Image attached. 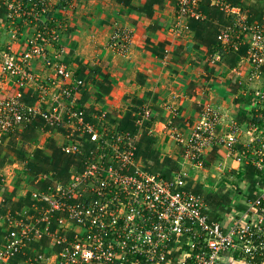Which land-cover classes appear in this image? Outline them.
Returning a JSON list of instances; mask_svg holds the SVG:
<instances>
[{
    "label": "crops",
    "instance_id": "0c3cea01",
    "mask_svg": "<svg viewBox=\"0 0 264 264\" xmlns=\"http://www.w3.org/2000/svg\"><path fill=\"white\" fill-rule=\"evenodd\" d=\"M72 1L70 20L60 28L65 52L55 60L69 70L72 82H84L74 96V109L83 112L84 127L105 132L110 139L124 135L135 149L136 167L166 181L183 179L185 189L203 200L210 221L244 212L248 203L264 192V172L243 166L223 145L209 148L200 159L190 141L206 111L219 116L217 134L230 133L235 125L246 128L250 121L254 113L247 91L250 87L246 90L241 85L251 69L245 60L247 48H224L217 37L226 29L238 28L241 18L246 24L260 23L264 0H198L195 11L201 18L180 22V0ZM225 7L231 11L226 12ZM17 21L7 22L0 5V49L9 47L19 55L28 33ZM11 29H19L17 38L11 37ZM114 36L121 38L123 45L114 42ZM47 52L50 66L40 57L29 67L33 78L43 84L56 81L54 51L49 47ZM238 66L240 77L231 72ZM36 81L0 76V101L18 98L42 112L45 105L38 103ZM259 81L264 88V67ZM144 109H149L150 117L143 116ZM60 120V126L50 127L37 117L29 125L0 135V248L12 228L10 219L29 207L36 191L45 190L42 182L47 173L39 172L32 182L26 160H19L15 152L24 151L27 160L37 149L49 156L52 149L57 152L61 148L65 130L83 138L86 148L92 147L68 115L61 114ZM27 127L33 139L22 144L19 134ZM240 138L246 142L245 135ZM242 149L240 143L233 150ZM191 155L202 161V167L193 164L196 160L188 157ZM72 159L76 163L72 170L82 173L86 158L77 154ZM114 166L115 161H109L108 169ZM20 202L24 204L17 207ZM29 250L28 244L12 264L30 258Z\"/></svg>",
    "mask_w": 264,
    "mask_h": 264
},
{
    "label": "built area",
    "instance_id": "2783aa9c",
    "mask_svg": "<svg viewBox=\"0 0 264 264\" xmlns=\"http://www.w3.org/2000/svg\"><path fill=\"white\" fill-rule=\"evenodd\" d=\"M197 3L198 0H180L178 21L201 18L195 11ZM0 5L6 11L7 22L20 21V29L28 33L25 49L19 55L9 47L0 49V76L16 75L22 82L36 81L29 73L30 63L44 57L46 65L50 66L51 61L45 58L49 47L54 51V60L65 52L60 31L65 22L62 15L68 16L74 7L73 1L0 0ZM225 11L230 12L231 8L225 7ZM240 20L243 21L238 28L226 29L217 39L222 47L235 51L246 46L245 60L252 69L250 76L262 77L259 67L264 65V17L260 23L253 24H246L243 18ZM32 29L35 32L31 33ZM10 34L13 39L17 38L19 29H11ZM113 40L123 45L121 38L114 36ZM54 66L56 81L34 83L39 89L38 103L45 105L42 112L18 98L0 101V135L29 125L37 117L50 127H58L62 121L60 115H68L92 144L91 148H86L83 138L73 131L70 137L63 136L66 143L61 149L65 154H81L86 158V169L73 179L75 185H80L81 193L76 197L72 195L71 200H78L89 190L95 198L85 206L64 201L61 194H56L54 185L46 194L36 191L32 201L39 199L42 204L37 208L38 217L10 219L14 230L8 232L0 248V264H9L28 241L39 240L47 232V228L42 232L39 224L50 225L54 215L58 226L67 216L78 226L68 232L72 235L70 239L58 238L62 251L57 264H219L218 260L225 254L264 264V192L249 202L245 213L231 216L226 223L223 219L210 221L203 200L185 189L183 179L174 177L166 181L143 171L135 166V149L124 135L115 134L110 139L105 132L84 127L83 112L74 109V96L84 87V82H72L69 70L56 60ZM255 98V106L251 99L254 113L246 128L235 125L227 134H217L215 130L220 123L217 113H204L190 141L199 158L203 159L209 148L223 145L243 166L250 165L264 172V88L256 92ZM143 116L150 117L149 109L143 110ZM241 135L246 136V142H240ZM240 143L243 149L234 151ZM188 157L196 160L192 155ZM197 160L193 164L202 167V161ZM109 161H115L113 168L108 169ZM71 208L77 212L74 217L69 214ZM16 234L24 236L20 241L12 240ZM31 258L21 264L41 263L40 255Z\"/></svg>",
    "mask_w": 264,
    "mask_h": 264
},
{
    "label": "rangeland",
    "instance_id": "374dc122",
    "mask_svg": "<svg viewBox=\"0 0 264 264\" xmlns=\"http://www.w3.org/2000/svg\"><path fill=\"white\" fill-rule=\"evenodd\" d=\"M62 16H63V18L65 20V24H66L67 21L69 22L70 17H68L67 15H62ZM240 68L241 67L238 66V68L236 70L233 69V71H231V72L234 75H236L237 77H240L239 76V74L241 72ZM250 70H252V69H250ZM259 78L260 77H255V79L252 78L250 76V71H249L247 73L246 77H245L244 82H241L242 87H244L245 89L247 88V86L250 87V89L248 88V90L247 89L246 90L249 92V97H250V99H252V105H254V106H255L254 102L256 101V98H255L256 92L257 91H263V87H262L261 81L258 82ZM258 84L259 85L261 84L260 88L257 87ZM217 128L215 130H217ZM16 162H17V164H21L18 161H16ZM45 176H47L46 177L47 179L52 178V172H48L47 174H45L44 178H45ZM75 177L76 176L73 175L71 177L70 181L68 183H66L65 185H63L59 181L54 180L53 185H54L55 192L58 195L61 194L62 198L64 197V201L71 200L72 195L74 197H76V196H78L81 193L80 185L79 184L75 185L76 181L73 180ZM72 182H73V184H72L73 186L71 187V183ZM72 188L74 190H71ZM51 198L53 199L54 202L56 201L55 197H51ZM142 200H144V196H143V198H141V201ZM35 201L36 202H35V204H34V206L32 208H31V206L26 207L24 209V211L23 210L20 211L16 215V217L12 218V219L20 220L22 218V216L27 217L28 219H31L32 217H36L37 218L38 217L37 208L39 207V199H36ZM55 205L58 208H60L58 203H56ZM248 205H249V203H248ZM60 210H61V208H60ZM243 213H245V211L244 212H240L238 214L241 215ZM69 214H70L71 217H74V216H76L77 212L75 211L74 208H71L69 210ZM238 214H236V215H238ZM228 218H230V217H227L226 219H224L225 220L224 223H226ZM62 220H63V222H60L59 226L57 225L56 229L53 230V231L51 230L49 225H44L41 228L42 232H44L45 228H47V232L42 237H40L39 240L37 238H34L36 241H32V243L29 244V249H30L29 251H30L31 257H32V258L30 257L31 259L35 258L37 255H40L41 258H42L40 264H57L58 263V256L61 257V255H59V254L62 251L61 245L57 244V242L59 241L58 238L66 237L69 231H74L78 227L77 225L74 226L75 224L71 221L69 216H67V218H62ZM71 227H73V230H72ZM78 229L81 231V228H78ZM17 233L20 234L21 230H19ZM76 233H78V232H76ZM18 234H16L15 238H13L12 240L20 241L19 239L21 237H23L24 234L21 235V236L18 235ZM43 237H46L47 242H44V243L42 242L43 241ZM27 249H28V244L26 246V250ZM39 251H41V252L37 253ZM35 253H37V254L34 256ZM218 262H219V264H263L262 262H258V261H255V263H251V262H249L247 260H244L242 258L230 257L228 254L223 255V257L220 260H218ZM9 264H12V263L9 262ZM18 264H21V262H19Z\"/></svg>",
    "mask_w": 264,
    "mask_h": 264
},
{
    "label": "trees",
    "instance_id": "16d2710c",
    "mask_svg": "<svg viewBox=\"0 0 264 264\" xmlns=\"http://www.w3.org/2000/svg\"><path fill=\"white\" fill-rule=\"evenodd\" d=\"M263 67H264V65H262L261 67H259V71H260V74L262 76H263ZM66 123H68V120H67ZM59 126H60V124H59ZM29 130H31V129H29V127H27L26 130L23 133H21V134L17 133L21 137V140H22L21 143L22 144H25L28 141V139L31 138L29 136V134H28L29 133L28 132ZM70 132L71 131H69V130L62 131V133H63L62 135L66 136V137H70V134H69ZM31 139H33V138H31ZM65 143L66 142H64V144ZM58 151L55 152L52 149V154L49 155V156H46L41 149H37L34 152L32 159H30V160H27L25 158L24 151L19 150V151H16L15 152L17 154L16 156L18 157L19 160H23V161L26 160V167H27V170H29L30 176L32 177L31 178L32 182H34V181L37 180L36 177L38 176V173L39 172H41V171L42 172H46V173L52 172V178H50V179L45 178L46 179V180L44 179L45 182H42L44 188H43V186L41 188H43L45 190L40 191L39 192L40 194H46V193H48L49 192L48 189H49L50 186L53 185L54 180L59 181L63 185H65L66 183H68L70 181V179H71V177L73 175L78 176L81 173V172H77V170L76 171H73V170H75V164L76 163L74 162V159H72V158L74 156H77V155H74V154H65L62 151L61 148H59ZM247 166H250V165H247ZM41 169H45V170H41ZM93 198H95V195L89 190L88 192H86L84 194L83 197L79 198L78 200H76V201L75 200H69L68 202L69 203H74V202L77 203V202H79V203H81V204H83V205L86 206L87 205V202L89 200H92ZM23 204H24L23 202L22 203L20 202L19 204H17V207H19V206L21 207ZM34 204H35V201H32V203L29 206H31V208H32L34 206ZM41 205L42 204L39 203V207H41ZM15 217H13V218H15ZM55 217H56V215H54L52 217L53 219H51L50 225H49L52 231L55 230L56 227H57V223L55 221ZM44 224L45 223H40L39 224L40 228H42L44 226ZM11 230H14V229L12 228ZM71 236L72 235L69 234L67 236V238L70 239ZM42 242L43 243L44 242H47V240L46 239L44 240V238H43V241ZM31 243H32V241H30V242L28 241L27 242V244H31ZM21 254H22V251L18 253V255H21ZM16 256H17V254L10 260L11 263H12L13 259Z\"/></svg>",
    "mask_w": 264,
    "mask_h": 264
}]
</instances>
